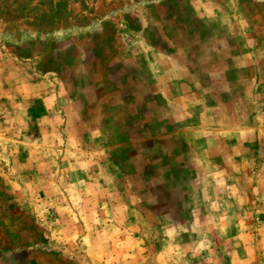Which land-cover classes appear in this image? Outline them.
<instances>
[{
  "label": "rangeland",
  "instance_id": "obj_1",
  "mask_svg": "<svg viewBox=\"0 0 264 264\" xmlns=\"http://www.w3.org/2000/svg\"><path fill=\"white\" fill-rule=\"evenodd\" d=\"M0 264H264V0H0Z\"/></svg>",
  "mask_w": 264,
  "mask_h": 264
}]
</instances>
